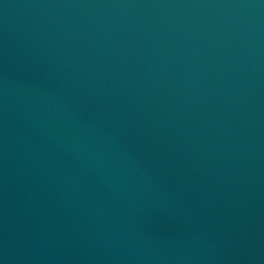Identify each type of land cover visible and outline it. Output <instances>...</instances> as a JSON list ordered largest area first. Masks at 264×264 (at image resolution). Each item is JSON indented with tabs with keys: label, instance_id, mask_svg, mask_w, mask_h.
<instances>
[{
	"label": "water",
	"instance_id": "1",
	"mask_svg": "<svg viewBox=\"0 0 264 264\" xmlns=\"http://www.w3.org/2000/svg\"><path fill=\"white\" fill-rule=\"evenodd\" d=\"M0 264H264V0H0Z\"/></svg>",
	"mask_w": 264,
	"mask_h": 264
}]
</instances>
